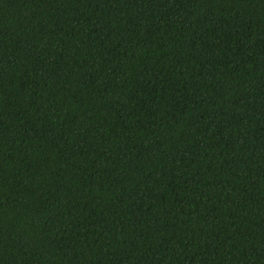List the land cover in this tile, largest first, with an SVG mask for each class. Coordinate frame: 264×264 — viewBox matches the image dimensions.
Wrapping results in <instances>:
<instances>
[{
    "label": "trees",
    "instance_id": "trees-1",
    "mask_svg": "<svg viewBox=\"0 0 264 264\" xmlns=\"http://www.w3.org/2000/svg\"><path fill=\"white\" fill-rule=\"evenodd\" d=\"M0 264H264V0H0Z\"/></svg>",
    "mask_w": 264,
    "mask_h": 264
}]
</instances>
